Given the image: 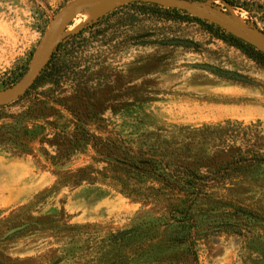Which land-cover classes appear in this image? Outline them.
Listing matches in <instances>:
<instances>
[{"label":"rangeland","instance_id":"374dc122","mask_svg":"<svg viewBox=\"0 0 264 264\" xmlns=\"http://www.w3.org/2000/svg\"><path fill=\"white\" fill-rule=\"evenodd\" d=\"M82 1L0 0V97L16 90L53 25ZM189 1L264 33V0H231L238 8ZM120 2L106 13L128 4ZM158 28L163 46H107L103 60L114 67L100 91L84 97L65 84L50 106L22 94L0 107V264H264L263 181L218 173L239 149L264 155V70L196 24ZM141 156L207 181L206 199L190 212L192 252L180 225L167 228L180 218L161 181L140 184L141 201L126 195L138 182L123 162Z\"/></svg>","mask_w":264,"mask_h":264},{"label":"trees","instance_id":"16d2710c","mask_svg":"<svg viewBox=\"0 0 264 264\" xmlns=\"http://www.w3.org/2000/svg\"><path fill=\"white\" fill-rule=\"evenodd\" d=\"M199 4L210 0H192ZM233 8H238L234 1L222 0ZM159 24H196L210 37L223 42L230 48L239 51L247 59L254 62L264 70V52L248 40L216 25L208 20L192 16L188 11L165 8L149 3H128L109 11L96 22L88 25L76 34L70 35L60 42L49 62L33 84L26 91L23 98H29L34 106H50L59 101L58 89L62 85H70L78 94L90 96L101 90L106 80L103 71L112 69L113 63L103 60V51L108 45H126L130 48L136 46H149L155 43L165 44V39L159 34ZM264 34V33H263ZM49 85L44 92L39 90ZM55 111V108L51 107ZM130 162L124 160L125 171L137 180L138 185L126 184V195L141 201L140 184L152 180H159L164 184L163 196L172 201L173 211L179 220L174 218L173 223H167L172 231L175 225H180L183 237L180 242L190 244L193 251L195 239H192V229L195 219L191 210L198 203L206 199L202 185H206L205 178L186 165L177 163H164L145 156L132 157ZM226 173L225 179L231 182L264 183V155L256 151H242L232 155V162L218 173ZM138 186V187H137ZM179 204L186 207L178 209ZM171 236V242L176 241ZM124 239V238H123Z\"/></svg>","mask_w":264,"mask_h":264},{"label":"water","instance_id":"95a60500","mask_svg":"<svg viewBox=\"0 0 264 264\" xmlns=\"http://www.w3.org/2000/svg\"><path fill=\"white\" fill-rule=\"evenodd\" d=\"M97 1V0H83L80 5H78L72 13H68L67 15L64 16L63 21L57 24H54L52 29L50 30V33L48 35L49 42L51 38V32L54 30H59L62 28H67L70 23L76 19L79 14L92 2ZM128 3H149V4H154L158 6H162L165 8H172V9H178V10H183V11H188L191 13V11H194L198 16L202 17L204 20H208L213 24H216L230 32L233 30L237 31H244L247 34L259 39L262 44L263 48H259L264 52V34L263 33H258L252 29H249L243 25H235L231 23H227L225 21L216 19L215 17H211L207 15L205 12H203L196 4L192 3L189 0H125ZM68 19H66V17ZM233 33V32H232ZM235 34V33H234ZM237 35V34H236ZM239 36V35H238ZM241 37V36H240ZM48 38L46 39L48 41ZM243 38V37H242ZM245 39V38H244ZM174 44L181 45L183 44V41H175L173 42ZM50 51V44L47 45V53L43 57H38L37 60L34 62V64L31 66V68L28 70V72L25 74L23 77L21 83L19 86L16 88V90L10 94L4 95L0 97V107H5L13 103L15 100H17L22 94H25L26 91L29 89V87L33 84L34 80L39 76L38 73L45 64L47 58L51 56ZM38 74V75H37Z\"/></svg>","mask_w":264,"mask_h":264},{"label":"bare ground","instance_id":"6f19581e","mask_svg":"<svg viewBox=\"0 0 264 264\" xmlns=\"http://www.w3.org/2000/svg\"><path fill=\"white\" fill-rule=\"evenodd\" d=\"M120 1H122V0H112L111 2H108V3L101 5V6H98V7H94V6L91 7L90 5L92 3L89 4L86 7L85 11L83 13L81 12L82 14L80 13L81 15L79 14L80 16L77 17L76 19H74L72 24L69 27H67V29L64 30L63 33H59V31H58L57 34L55 32H53V33H55L54 35L51 34L50 42H49V38H48V41L45 43L44 48H43L42 52L38 55V57H43L47 53V45L50 44V51L49 52H51L57 46V44L60 42V40L62 39V35L67 36V35H71L74 33L76 34V32H78L86 24L92 22L93 20H96L97 18L102 16L104 13H106L109 9H111L112 6L121 3ZM88 7H89V9H88Z\"/></svg>","mask_w":264,"mask_h":264}]
</instances>
